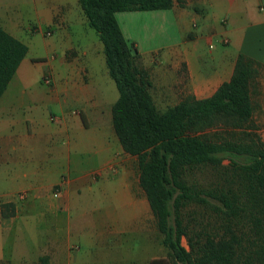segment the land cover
<instances>
[{
  "label": "crops",
  "instance_id": "1",
  "mask_svg": "<svg viewBox=\"0 0 264 264\" xmlns=\"http://www.w3.org/2000/svg\"><path fill=\"white\" fill-rule=\"evenodd\" d=\"M173 1L171 9L138 11L150 92L158 81L164 102L172 95L207 98L231 79L241 53L264 74V0ZM0 25L28 46L0 99L7 117L0 121V170L10 167L12 183L0 194V262L139 264L137 157L113 129L117 99L101 89L111 77L104 46L81 0H0ZM34 65L52 83L32 92ZM33 99L55 113V124Z\"/></svg>",
  "mask_w": 264,
  "mask_h": 264
},
{
  "label": "trees",
  "instance_id": "2",
  "mask_svg": "<svg viewBox=\"0 0 264 264\" xmlns=\"http://www.w3.org/2000/svg\"><path fill=\"white\" fill-rule=\"evenodd\" d=\"M173 5V0H81L119 91L113 129L123 150L137 157L140 187L168 249L167 259L151 264H264V141L252 124V85L261 65L241 53L231 79L211 96L187 95L160 112L150 74L116 14ZM27 53L28 46L0 25V99ZM219 125L231 128L228 135L212 132ZM208 168L222 180H192L197 170ZM190 205L202 206V220L185 219ZM11 206L3 205V216Z\"/></svg>",
  "mask_w": 264,
  "mask_h": 264
},
{
  "label": "rangeland",
  "instance_id": "3",
  "mask_svg": "<svg viewBox=\"0 0 264 264\" xmlns=\"http://www.w3.org/2000/svg\"><path fill=\"white\" fill-rule=\"evenodd\" d=\"M118 21L120 20L119 23H121V26L124 30V34L126 39L128 40L129 43H135L137 48H138V28L140 29V23L138 25V11H126V12H118L116 14ZM121 28V29H122ZM35 31H38V28L34 29ZM47 31L51 30H44L45 35L50 37L52 36L53 32L48 35ZM141 33V30L139 31ZM162 41V40H159ZM214 44L216 45L217 48H222L225 47L223 44H221L219 41L217 42L216 40L213 41ZM102 43V42H101ZM149 45V44H148ZM103 46V44H102ZM101 54L104 55V52L101 51ZM151 54L146 53L145 57H150ZM32 66V65H31ZM42 69V67L34 65L31 67L30 70V82L32 84L31 91H36L38 87L44 89L45 87H48L45 82V77L43 79L42 73L39 71ZM39 71V72H38ZM184 72V70H181L179 74L181 75ZM51 85V84H50ZM102 92L106 94L109 99L116 100L119 97V91L116 86L115 81L113 80L112 77H110L109 82H105L101 85ZM253 89V101L255 105V113L253 116L252 124H254V131H256L264 141V74L259 75L255 82L252 85ZM39 91V89H38ZM153 98L155 100V103L157 104V107L160 112H164L169 106L174 105L178 103L183 97L182 96H177V95H172L171 98L168 100V102H164V97L165 95L161 92V88L158 87V81L155 82L154 88L151 90ZM40 95V94H39ZM33 105H36L39 107V110L43 113L46 112L47 117H50L51 124H55L54 121L58 120L55 113H50L51 110L45 109V106L42 102V100H35L33 99L32 102ZM34 110V109H33ZM56 112V111H55ZM55 118V120H52L51 118ZM7 117L5 114H0V121L1 120H6ZM96 129L98 128L97 125ZM29 127V125H28ZM231 129L230 127H226L225 125H219L216 128H214V131H218L222 133L223 135H228L226 130ZM243 129H236V135H242ZM224 164H228V160H225L223 162ZM224 170V168H223ZM10 167L3 166L1 167L0 170V194L1 196L4 194H7L11 188H12V183L11 181H8L9 178V172ZM221 175H217L214 172H212L211 169H204V170H197L196 175H194L192 180H196L198 182L206 183V182H211L215 179H221ZM23 193V192H22ZM18 194V198L19 195ZM19 206L24 204L22 200L19 201ZM185 213V219H189L191 216H195L198 220L201 219V214H203V208L202 206L198 205H190L188 208L184 210ZM139 223H141V226H139ZM162 234L159 232L157 229L156 223H155V218L152 214V211L149 206V202L147 200V197L140 187L139 184V172H138V256H140L143 260L139 261V264H144L145 259L152 255H158L162 259H167L168 258V249L162 244ZM184 245L188 247L187 240L186 238L183 239Z\"/></svg>",
  "mask_w": 264,
  "mask_h": 264
},
{
  "label": "built area",
  "instance_id": "4",
  "mask_svg": "<svg viewBox=\"0 0 264 264\" xmlns=\"http://www.w3.org/2000/svg\"><path fill=\"white\" fill-rule=\"evenodd\" d=\"M52 33V31H47V34L48 35H50ZM45 82H46V84H48V85H50L51 83H52V81H51V78L50 77H48V76H46L45 77ZM52 120H55V118H51ZM25 195H26V193H21L20 195H19V198L20 199H23L24 197H25ZM54 195L57 197L58 195H59V192L58 191H56L55 193H54Z\"/></svg>",
  "mask_w": 264,
  "mask_h": 264
}]
</instances>
